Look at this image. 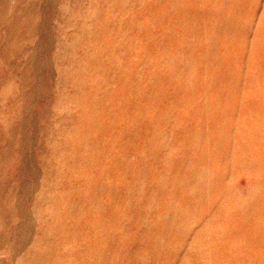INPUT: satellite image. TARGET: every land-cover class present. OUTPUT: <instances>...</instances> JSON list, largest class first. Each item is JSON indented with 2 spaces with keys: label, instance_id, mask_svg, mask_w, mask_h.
<instances>
[{
  "label": "bare ground",
  "instance_id": "obj_1",
  "mask_svg": "<svg viewBox=\"0 0 264 264\" xmlns=\"http://www.w3.org/2000/svg\"><path fill=\"white\" fill-rule=\"evenodd\" d=\"M239 171L263 181L264 0H0V264L264 261Z\"/></svg>",
  "mask_w": 264,
  "mask_h": 264
},
{
  "label": "rangeland",
  "instance_id": "obj_2",
  "mask_svg": "<svg viewBox=\"0 0 264 264\" xmlns=\"http://www.w3.org/2000/svg\"><path fill=\"white\" fill-rule=\"evenodd\" d=\"M256 9H259V12L262 11V4L259 6V5H256ZM43 56V54H42ZM243 63V70H245L244 68L246 67V65L248 63H246V58H244V61L243 60H238L237 64L238 65H241ZM221 67V66H220ZM250 74H261L258 70H256V68L254 69H250L249 70ZM249 79H251L250 76H248ZM50 80V78L47 79V81ZM256 82H258V80H256ZM43 93L42 92H39L37 94V100H36V103L34 105V107L31 109V115L32 114H35L36 111L38 110V107H39V104L42 102L43 100ZM33 129H34V126L32 124L30 125H27L25 128H23V132H22V136L24 137V140L21 144V151H23L25 153V156H29L32 152H33V142H31L30 138H31V134L33 132ZM29 158V157H27ZM259 164V163H258ZM260 166L263 168L262 166V163H260ZM25 176L28 178L29 175H28V172L25 171ZM255 176V175H254ZM262 180L264 181V176H262ZM231 180L234 181L235 185L239 188V190L245 194V196L247 195H250L251 196V199H252V195L254 193V200L253 202H249L247 205L250 207V209H252V211L250 213H248L247 215H245V217L242 218L243 222H248V220L246 218H252L255 222H262L264 221V213H263V208H264V205L261 206L260 204V200L262 201V199L264 200V191L263 192H257L255 191V189L258 188V185L259 186H263L261 184H263L264 182L259 180V183L256 181L257 177H255V180L254 178L251 179V176H250V173L249 172H236L234 174V177L233 178H230ZM258 183V185H256V183ZM261 183V184H260ZM255 186H257L255 188ZM156 194V193H155ZM220 199V198H219ZM119 203H122V204H127L129 203V198L125 195V196H122L121 195V199H120V202ZM29 197L26 198L25 200V205L27 208H30L29 206ZM121 205H118V209H120ZM155 208V207H154ZM149 213H150V216L148 217H151L152 213L154 214L155 213V209H149ZM152 218V217H151ZM224 220L221 219L220 222H214L216 225H220L222 226ZM224 225H227L228 228H234L235 226L233 225V222H230L228 224H224ZM132 227V225H131ZM203 227V224H200L199 225V229L201 230V228ZM253 249H251V251L249 252V255L251 258H254L255 256V259H254V262L255 264H261V263H264V261H262V255H261V251L258 250L257 246L254 247V245L251 247ZM188 249V248H186ZM254 252V254H253ZM9 259V258H8ZM221 261V258L219 257L218 259L216 258V262L217 264ZM215 262V263H216ZM195 264V263H194Z\"/></svg>",
  "mask_w": 264,
  "mask_h": 264
}]
</instances>
